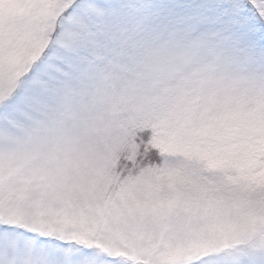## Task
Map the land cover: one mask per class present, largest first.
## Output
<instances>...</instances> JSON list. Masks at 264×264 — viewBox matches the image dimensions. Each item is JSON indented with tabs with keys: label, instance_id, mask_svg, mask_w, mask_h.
Listing matches in <instances>:
<instances>
[{
	"label": "snow or ice",
	"instance_id": "1",
	"mask_svg": "<svg viewBox=\"0 0 264 264\" xmlns=\"http://www.w3.org/2000/svg\"><path fill=\"white\" fill-rule=\"evenodd\" d=\"M0 264H264V0H0Z\"/></svg>",
	"mask_w": 264,
	"mask_h": 264
}]
</instances>
